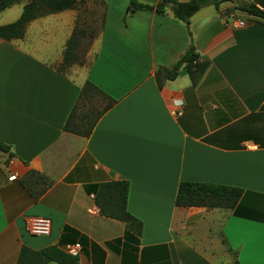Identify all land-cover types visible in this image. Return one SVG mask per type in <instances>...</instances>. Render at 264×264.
Wrapping results in <instances>:
<instances>
[{
  "label": "crops",
  "instance_id": "obj_1",
  "mask_svg": "<svg viewBox=\"0 0 264 264\" xmlns=\"http://www.w3.org/2000/svg\"><path fill=\"white\" fill-rule=\"evenodd\" d=\"M31 3L1 11L0 26ZM241 4L264 15V0H232L186 25L170 8L128 13L130 0H77L36 17L20 39L0 38V142L9 148H0V264L50 247L79 264H264V21L232 27L246 16ZM191 46L208 64L202 77L193 83L183 66L159 87L158 69ZM87 83L106 99L83 95ZM113 182L128 183L140 234L101 213L97 195ZM183 182L243 195L234 209L177 207ZM31 217L50 219L51 234L30 235Z\"/></svg>",
  "mask_w": 264,
  "mask_h": 264
},
{
  "label": "trees",
  "instance_id": "obj_2",
  "mask_svg": "<svg viewBox=\"0 0 264 264\" xmlns=\"http://www.w3.org/2000/svg\"><path fill=\"white\" fill-rule=\"evenodd\" d=\"M18 0H0V12L13 6ZM232 0H190L181 2L180 0H161L156 7L140 4L137 0H130L128 13L135 11H156L158 14H164L167 9H171L174 17L186 25L189 20L198 13L203 7L214 5L219 7L223 3H229ZM77 0H32V3L26 6L21 17L11 24L0 26V38L6 41H12L23 37L25 27L36 17L62 12L75 7ZM239 13L246 15L252 19L264 21V15L250 4H241L235 7ZM78 30H75L73 37L68 43L65 51V63H70L72 52L77 48ZM188 52L179 59L170 69H158L157 81L159 87L163 86V80H175L180 69L185 66L190 80L195 83L208 68L207 63H199L198 56L195 54L194 47L191 46ZM84 93L94 92L103 95L97 88L90 83L85 84ZM106 99V96L103 95ZM113 103L108 102L94 118L89 117L90 128L83 135L89 136L93 127L100 117L112 107ZM76 114V108L65 125V131H72L71 122ZM2 151L7 152L8 147L0 142ZM129 185L127 182H113L105 184L101 187L100 193L97 195V204L104 216L119 220L126 223L129 228H134L139 234L142 231V223L134 218L127 210ZM243 195V190L238 188L219 186L214 184L189 183L183 182L178 188L176 197L177 207H204L208 209H234ZM54 262L57 264H79L77 257L61 252L56 247H50L41 251H32L23 248L17 264H48Z\"/></svg>",
  "mask_w": 264,
  "mask_h": 264
},
{
  "label": "built area",
  "instance_id": "obj_3",
  "mask_svg": "<svg viewBox=\"0 0 264 264\" xmlns=\"http://www.w3.org/2000/svg\"><path fill=\"white\" fill-rule=\"evenodd\" d=\"M248 20L241 17H234L230 21V25L234 28H244L248 25ZM52 222L45 217H31L27 223V232L35 237H47L51 234ZM81 250V245L76 244L69 251L71 254H75Z\"/></svg>",
  "mask_w": 264,
  "mask_h": 264
},
{
  "label": "water",
  "instance_id": "obj_4",
  "mask_svg": "<svg viewBox=\"0 0 264 264\" xmlns=\"http://www.w3.org/2000/svg\"><path fill=\"white\" fill-rule=\"evenodd\" d=\"M242 18H244V19H252V18H250V17H248V16H242ZM258 20V19H257Z\"/></svg>",
  "mask_w": 264,
  "mask_h": 264
}]
</instances>
